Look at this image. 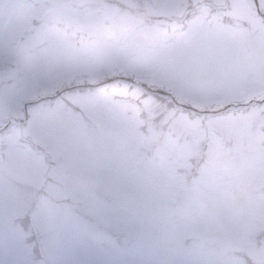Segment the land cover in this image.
<instances>
[{"label":"rangeland","instance_id":"rangeland-1","mask_svg":"<svg viewBox=\"0 0 264 264\" xmlns=\"http://www.w3.org/2000/svg\"><path fill=\"white\" fill-rule=\"evenodd\" d=\"M263 98L264 0H0V264H264Z\"/></svg>","mask_w":264,"mask_h":264},{"label":"water","instance_id":"water-1","mask_svg":"<svg viewBox=\"0 0 264 264\" xmlns=\"http://www.w3.org/2000/svg\"><path fill=\"white\" fill-rule=\"evenodd\" d=\"M225 108H222V110H224Z\"/></svg>","mask_w":264,"mask_h":264}]
</instances>
